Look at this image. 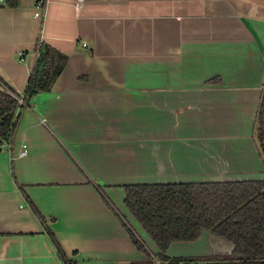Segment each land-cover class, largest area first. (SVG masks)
<instances>
[{
    "label": "crops",
    "instance_id": "1",
    "mask_svg": "<svg viewBox=\"0 0 264 264\" xmlns=\"http://www.w3.org/2000/svg\"><path fill=\"white\" fill-rule=\"evenodd\" d=\"M75 1L48 0L43 17L37 0L0 3V78L16 93L40 37L68 56L0 150V264H65L47 228L71 264H165L125 188L264 180V0ZM232 250L204 231L166 255Z\"/></svg>",
    "mask_w": 264,
    "mask_h": 264
},
{
    "label": "trees",
    "instance_id": "2",
    "mask_svg": "<svg viewBox=\"0 0 264 264\" xmlns=\"http://www.w3.org/2000/svg\"><path fill=\"white\" fill-rule=\"evenodd\" d=\"M16 7L19 0H4ZM37 62L22 95L0 78V139L13 137L21 110L39 93L54 86L68 61L54 47L37 40ZM16 97H22L20 104ZM256 138L264 159V86L256 118ZM125 204L144 228L165 264H264V180L210 183L129 185ZM42 224L45 219L31 204ZM60 258L71 264L53 232L47 228ZM204 231L232 243L231 254L204 258H169L174 242L198 240ZM134 243L145 249L141 239L130 230Z\"/></svg>",
    "mask_w": 264,
    "mask_h": 264
},
{
    "label": "built area",
    "instance_id": "3",
    "mask_svg": "<svg viewBox=\"0 0 264 264\" xmlns=\"http://www.w3.org/2000/svg\"><path fill=\"white\" fill-rule=\"evenodd\" d=\"M4 0H0V3H3ZM48 0H37L36 2V15L43 17L44 13H45V8L47 5ZM85 0H76L74 3V7L76 10H81V8L84 6ZM84 47H86V43H84L83 45ZM38 56V55H37ZM23 60V59H21ZM18 99V101L20 102V104H23V99L22 97H16ZM12 139L13 137H8L5 139H0V150L4 149L5 147H7L8 149H11L12 147ZM28 155L27 152V147L26 145H24L20 151V156L21 157H26Z\"/></svg>",
    "mask_w": 264,
    "mask_h": 264
}]
</instances>
